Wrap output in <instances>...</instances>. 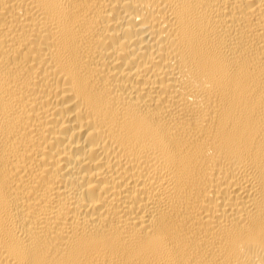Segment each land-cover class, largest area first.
Returning a JSON list of instances; mask_svg holds the SVG:
<instances>
[{"label":"bare ground","instance_id":"obj_1","mask_svg":"<svg viewBox=\"0 0 264 264\" xmlns=\"http://www.w3.org/2000/svg\"><path fill=\"white\" fill-rule=\"evenodd\" d=\"M0 264H264V0H0Z\"/></svg>","mask_w":264,"mask_h":264}]
</instances>
